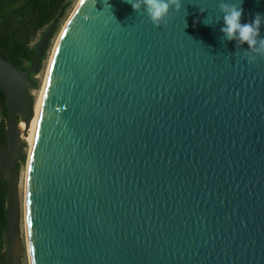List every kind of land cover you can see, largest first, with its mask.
I'll list each match as a JSON object with an SVG mask.
<instances>
[{
  "label": "water",
  "instance_id": "1",
  "mask_svg": "<svg viewBox=\"0 0 264 264\" xmlns=\"http://www.w3.org/2000/svg\"><path fill=\"white\" fill-rule=\"evenodd\" d=\"M216 4L183 0L156 27L126 0L78 1L41 92L22 208L31 73L57 18L27 68L0 53L6 264H22L21 215L28 264H264V58L222 40ZM242 8L244 22L264 0Z\"/></svg>",
  "mask_w": 264,
  "mask_h": 264
},
{
  "label": "trees",
  "instance_id": "2",
  "mask_svg": "<svg viewBox=\"0 0 264 264\" xmlns=\"http://www.w3.org/2000/svg\"><path fill=\"white\" fill-rule=\"evenodd\" d=\"M65 5L66 0H0V53L3 58L22 69L27 68L41 34L62 14ZM5 116L4 95L0 89V152L5 144ZM18 169L19 162L16 163L17 172ZM6 192L5 177L0 172V264H6L3 245Z\"/></svg>",
  "mask_w": 264,
  "mask_h": 264
},
{
  "label": "clouds",
  "instance_id": "3",
  "mask_svg": "<svg viewBox=\"0 0 264 264\" xmlns=\"http://www.w3.org/2000/svg\"><path fill=\"white\" fill-rule=\"evenodd\" d=\"M126 2L134 12L145 15L156 27L166 25L171 14L179 12L183 6V0H126ZM242 3L243 0H217L219 17L216 21H222L219 29L222 40L234 41L235 47L245 52L246 60L252 62L257 57L264 58V36L260 35L261 26L264 25V14L254 13L250 19L242 22L241 16L244 12ZM198 10L201 13L207 12L203 7H198Z\"/></svg>",
  "mask_w": 264,
  "mask_h": 264
},
{
  "label": "rangeland",
  "instance_id": "4",
  "mask_svg": "<svg viewBox=\"0 0 264 264\" xmlns=\"http://www.w3.org/2000/svg\"><path fill=\"white\" fill-rule=\"evenodd\" d=\"M79 0H66L65 8L63 9L62 14L57 17L56 24L51 36L48 39L47 47L43 53V57L41 56L38 69L33 74V81L34 84L32 85L30 91L33 97V103L36 97L39 95V92L42 87V83L44 80L47 64L53 50V46L55 41L64 25L65 21L68 19L71 12L74 10L75 6L77 5ZM38 38V37H36ZM45 54V55H44ZM34 115L29 122L32 126ZM27 134L30 133V128L26 129ZM21 139L25 141V147L23 148V152L25 153V161L19 162V169H18V196L21 204V208L23 205V196H24V182H25V169H26V155L28 153V143L22 137ZM20 256L22 264H28V255H27V247H26V238H25V229H24V222L21 215L20 221Z\"/></svg>",
  "mask_w": 264,
  "mask_h": 264
},
{
  "label": "bare ground",
  "instance_id": "5",
  "mask_svg": "<svg viewBox=\"0 0 264 264\" xmlns=\"http://www.w3.org/2000/svg\"><path fill=\"white\" fill-rule=\"evenodd\" d=\"M75 7H76V6H75ZM72 12H73V11H72ZM72 12H71V14H72ZM71 14H70V15H71ZM70 15H69V17H70ZM69 17H68V18H69ZM67 21H68V19L65 21L64 25L62 26V29H61V31H60V33H59V35H58V37H57V39H56V41H55V44H54V46H53V50H54V48H55V46H56V43H57V41H58V39H59V37H60V35H61V32H62L64 26L66 25ZM53 50H52V52H51V55H50V58H49V61H48V64H47V68H46V72H45V76H44V80H43V83H42L41 90H40V92H39V95H38V96L36 97V99L34 100V104H33V115H34L33 123H32V126H31V124L29 123V125H28V127H27V129L30 128V133L27 134V132L25 131L24 135L22 136V138H23L24 140H26L27 143H28V152H29V149H30V146H31V142H32L33 131H34V126H35V121H36L37 111H38V107H39V102H40L41 92H42V89H43V86H44V83H45V79H46V76H47V73H48V68H49V64H50V61H51V57H52ZM18 129H19L20 131L24 129V122H20V123H19V125H18Z\"/></svg>",
  "mask_w": 264,
  "mask_h": 264
}]
</instances>
